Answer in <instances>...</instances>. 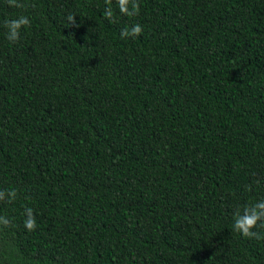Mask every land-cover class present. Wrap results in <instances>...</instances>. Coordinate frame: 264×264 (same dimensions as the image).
Wrapping results in <instances>:
<instances>
[{"label": "trees", "instance_id": "trees-1", "mask_svg": "<svg viewBox=\"0 0 264 264\" xmlns=\"http://www.w3.org/2000/svg\"><path fill=\"white\" fill-rule=\"evenodd\" d=\"M136 2L0 0V264H264V0Z\"/></svg>", "mask_w": 264, "mask_h": 264}, {"label": "clouds", "instance_id": "clouds-1", "mask_svg": "<svg viewBox=\"0 0 264 264\" xmlns=\"http://www.w3.org/2000/svg\"><path fill=\"white\" fill-rule=\"evenodd\" d=\"M120 5V12L124 15H131L132 13L128 10V3L129 0H118ZM8 4L10 7H22V4L19 3V0H8ZM132 7L135 13H138L139 6L136 0H132ZM106 15L110 18L111 12L106 13ZM71 24L74 22V17H68ZM5 27L8 29L7 39L10 42H17L20 39V30L24 27H29L31 25V21L26 16H19L15 19L5 21ZM142 33V27L139 24H135L131 27L130 30L125 29L122 30V36H138ZM9 196L14 198L15 192H10ZM4 198V193L0 192V199ZM27 218L24 221V226L29 231H34L36 228V219L35 216L32 214L31 209H27ZM11 222L5 218L0 216V224L4 226H8ZM258 223L261 226H264V199L259 200L255 204L251 206H245L243 209V214L237 210L234 214V223L233 228L234 230L238 231L242 236L246 238H256L260 239L261 237L255 231L254 228L257 227Z\"/></svg>", "mask_w": 264, "mask_h": 264}]
</instances>
